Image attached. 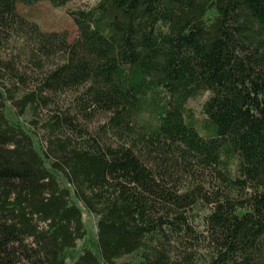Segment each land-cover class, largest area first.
Instances as JSON below:
<instances>
[{
	"label": "trees",
	"instance_id": "trees-1",
	"mask_svg": "<svg viewBox=\"0 0 264 264\" xmlns=\"http://www.w3.org/2000/svg\"><path fill=\"white\" fill-rule=\"evenodd\" d=\"M38 1L0 0V264H66L83 208L71 264H264V0H98L72 41Z\"/></svg>",
	"mask_w": 264,
	"mask_h": 264
},
{
	"label": "rangeland",
	"instance_id": "rangeland-1",
	"mask_svg": "<svg viewBox=\"0 0 264 264\" xmlns=\"http://www.w3.org/2000/svg\"><path fill=\"white\" fill-rule=\"evenodd\" d=\"M97 2L98 0H71L63 6H56L48 0H41L33 4L18 3L16 8L21 15L26 17L29 21L37 23L44 30L66 31L68 35V40L72 41L78 36L79 31L69 11L78 8H87L96 4ZM208 95L209 93L207 91H203L195 97L190 98L187 102V106L195 112L199 122L203 118L201 112L202 104L204 100L208 97ZM73 97L74 92H69L66 96V98L70 99H72ZM68 102V100L66 101V103L63 102V99L61 100V103H64L65 106L66 104H68ZM7 111L10 117L15 118L14 109L8 106ZM108 116L109 113L99 109L90 111L86 115V125L92 132H107L110 139L116 143L118 141V138L116 137L117 135H115V133L113 132V130L110 129V127H106V122H108ZM29 118L30 115L26 113L21 120L24 119L25 121ZM83 217L85 220V224L88 228V233L85 238L77 242V246L74 249H69L67 251V257L65 260L66 264H71L73 260L77 258V256L81 252V247L84 244H89L96 252H98L96 246L97 216L83 208ZM140 254L141 250L131 254H126L118 258V261L128 260L131 261L133 264H141Z\"/></svg>",
	"mask_w": 264,
	"mask_h": 264
}]
</instances>
